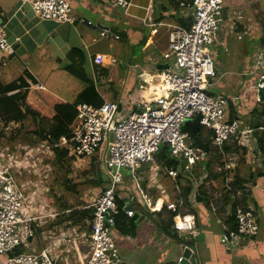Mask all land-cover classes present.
Listing matches in <instances>:
<instances>
[{
	"label": "built area",
	"instance_id": "obj_1",
	"mask_svg": "<svg viewBox=\"0 0 264 264\" xmlns=\"http://www.w3.org/2000/svg\"><path fill=\"white\" fill-rule=\"evenodd\" d=\"M22 1L28 3L34 14L42 19L69 24L86 22L85 18L71 13L67 0ZM103 1L124 11L130 5V0ZM184 7L189 10L191 23L189 27L174 26L168 33V50L163 54L167 66L159 72L160 87L155 98L138 102L133 108L123 107L115 101H104L99 106L77 102L69 136H61L52 145L65 148L67 156L74 160L103 159L105 174L108 175L104 188L90 203L92 213L86 221L88 229L80 237L86 245L81 264L123 263L112 238V230L115 216L120 211L127 217L134 215L135 203L132 198L123 199L121 191L125 185L121 170L135 175L147 164L150 185L158 187L156 168L169 158L175 160V167H164L165 175L174 182L179 194L182 191L177 181L191 182L188 203L184 204L182 198L172 199L170 190L162 184V201L154 207L145 199L142 202L143 209L149 211L150 208L160 207L171 213V228L184 240L193 239L197 234L196 217L190 208L197 206L199 186L207 179L204 161L208 155L191 134L182 129L187 118L199 114V125L211 130L209 143L221 159L216 170L223 175L224 191L233 189L237 158L234 152L229 155L225 148L229 143L243 144L253 129L245 127L240 119L228 118V104L230 100H237L238 96L232 98L208 91L210 81L217 82L219 79L213 61L215 52L211 46L215 44L227 51L225 42L217 40L223 0H188ZM18 41L19 38H15V42ZM0 52L5 56L15 53L1 20ZM251 58L244 74H259L255 87L264 88V44L254 49ZM139 88L144 87L140 84ZM257 101L260 99L257 98ZM35 147L26 146L27 156L22 161L29 160ZM47 148L52 153L49 144ZM162 148L165 149V157L158 163V153ZM17 166L15 160L11 162L8 158H0V254L5 257L4 264H66L67 256H64L67 254L63 255L66 253L64 250L56 251L55 247L52 249L49 245L39 251H30L26 247L34 235L33 226L42 214L35 216L36 211L29 206L12 172ZM98 167L100 169L99 164ZM262 189L264 191V186ZM235 193L236 196L239 194ZM233 214L235 229L221 238L228 248L239 247L244 239L250 238L259 228L253 205L237 203ZM181 245L191 250L188 260L194 250L184 242ZM182 260L183 256L177 258L178 262Z\"/></svg>",
	"mask_w": 264,
	"mask_h": 264
},
{
	"label": "crops",
	"instance_id": "obj_2",
	"mask_svg": "<svg viewBox=\"0 0 264 264\" xmlns=\"http://www.w3.org/2000/svg\"><path fill=\"white\" fill-rule=\"evenodd\" d=\"M67 1L70 4L71 13L76 17L85 18L86 22L69 24L42 19L34 14L28 3L22 0H0V20L5 26L8 40L13 43L15 48V53L12 56H5L0 52V82L15 85V88L9 91L7 96L18 100L27 88V84H31V88L36 89L38 87L67 103H74L69 98L73 89L68 90V86L75 85V82L70 83L67 81L68 75L71 74L66 72L64 68L70 64V53L74 49H79L86 58L85 69L86 67L90 68L89 74L91 76V71L93 72L94 78H92L95 90L102 102L107 101L106 98H111L110 101H115L123 107L133 108L138 102L153 100L160 87L159 72L162 68H159L158 65L166 64L163 54L168 50L169 30L179 25V21L190 19L189 10L184 7V3L188 0H130V5L126 11L119 7L110 6L103 0ZM255 2L256 0H223V8L226 9V13L224 18L221 16V19H228L229 11L232 10L231 8L234 5L240 4L242 7L247 8L251 7L250 4L253 7ZM118 25H120L119 28ZM104 26L116 29L120 32V35L115 36L112 32L105 30ZM234 26L235 30L238 27L240 28L238 30L243 29L241 25ZM15 38H19V41L15 42ZM112 38L139 45L142 54V61L136 66V69H138L141 65V70H137L134 76H130V84L126 83L124 90L114 88L109 73L106 71L109 61L108 56L110 55L107 53L113 47ZM217 40L224 41L227 49V42L224 37L217 35ZM117 49H121V44H118ZM223 52L228 53V49L227 51L223 49ZM251 56L242 59L236 56L229 57L227 59L228 70L221 72V76L224 78L217 82L210 81L208 88L210 89L212 86L219 87L221 91L219 94L232 98L238 96L237 100H230L228 104V118L240 119L245 127L253 129L248 140L243 141V144L229 143L225 151L229 155H232V152L236 155L234 173L238 175L237 177L249 179L252 182L249 187L237 188L236 192L239 194L236 200H242L245 195V204L253 205L256 210L259 228L250 238L244 239L239 247L228 248L221 238L228 233L232 226L231 213L228 209L229 206H226L223 211L218 210L217 206L223 198V194L219 191L223 185L214 188L216 186L215 181L210 180L213 181V183H210L205 179L202 188L209 194L211 200L209 209L199 202L194 208L197 233H202V237L198 241H194L193 238V243L190 244L194 250L195 264H264V191L262 189L264 186V164L259 146V137L264 139V117L257 118L255 116V112H260L264 106V99H262L260 93L264 88L257 89L255 87L259 74L255 73L254 76H252L253 74H244L251 63ZM133 59L134 54L127 61L128 65L132 63ZM113 60H115V57L111 56L110 62ZM240 64L245 66V68L242 67L244 68L243 71L238 69ZM243 75L249 77L243 80L242 78L245 77ZM239 77L242 78L239 79ZM133 81L136 85L133 84ZM140 84L144 88H139ZM66 85L68 86L66 87ZM110 86L113 90L115 89L114 95H109V91H107ZM257 98L260 101H257ZM0 121L20 122L21 120H6L0 112ZM256 121L263 124V126H252V123ZM208 133V129L200 126L198 137L208 145L206 161L210 160V163L215 159L221 161L218 153L209 143L210 136H208ZM73 161L76 166L83 165L84 161L88 166L90 161L96 163L97 160L95 158L86 160L85 158L73 159L71 162ZM96 169L100 172L97 163ZM215 174L217 173L215 172ZM132 176L134 178L130 177L131 179L128 182L124 180L125 189L121 191V194L124 196V201L129 198L134 200L135 213L131 218L135 216L134 221L137 226L134 234L119 233L120 239H116L119 241V247L117 248L123 263L125 257L122 251L127 250L134 241L138 242L141 247L146 248L144 251L147 255L140 264H169L168 262L180 264L181 261L178 262L177 258L182 256L183 252H180L179 249L174 255H170L166 245H169L172 241L178 248H182L181 243L160 231L153 221V214L147 215L144 213H154L164 209H160V207L149 209L147 207L150 212L143 209L142 202L145 199L154 207L160 203L162 201V190L150 185L149 169L144 168ZM159 180L161 184L166 185L167 189L170 190L171 198H176L175 196L179 193L175 190L174 182L167 176ZM184 184L185 182H181L179 186L182 187ZM207 184H210V189H206ZM246 189L249 190L246 191ZM45 202L47 203V201ZM90 203L91 201L86 206L90 207ZM60 213H56V217ZM47 215L54 216V214L49 213ZM76 216L73 215L75 219L73 220L74 228L72 230H54L53 218H48L49 222L46 227L37 228L36 225L33 226L36 231H34L33 237L28 240L27 247L34 251L49 246L52 249L55 247L56 251L68 250L63 253V255L67 254L64 256L65 258L67 256L66 264H81V255L85 252L86 245L80 240L83 232H80L76 227V225L81 226L80 222L76 223L78 219L80 220L79 215ZM165 216L166 214H162L160 218L165 219ZM210 219H212L215 227L210 225ZM87 220L88 218L83 219L82 222L87 225ZM38 230L44 231L40 234ZM67 236L68 238H65ZM178 237L180 238V236ZM127 238L130 239L128 243ZM70 250H72L71 253ZM4 261L5 257L0 254V264H4ZM125 264L133 263L128 260V263L125 262Z\"/></svg>",
	"mask_w": 264,
	"mask_h": 264
},
{
	"label": "rangeland",
	"instance_id": "obj_3",
	"mask_svg": "<svg viewBox=\"0 0 264 264\" xmlns=\"http://www.w3.org/2000/svg\"><path fill=\"white\" fill-rule=\"evenodd\" d=\"M250 6L251 7L246 8L242 7L240 4L234 5L231 8L232 10L229 11L228 19L219 22L218 36L225 38L228 53H224L223 48L215 44L211 46L212 50L215 52L213 54V61L215 68L218 71V81L224 78L221 76V72L228 70L227 59L229 57L236 56L242 59L246 56H251L254 49L259 46V38L264 34V0H256V2L253 3V7L251 4ZM237 24L238 26H243V29L238 30L240 29L238 27V29L235 30L234 25ZM119 27L120 25H118V28ZM111 43L113 47L110 48L107 53L110 55L108 56L109 61L106 71L109 73L114 88H121L124 90L126 87L125 84H130V76H134V73L137 72V70H141V65L136 69V66L142 61L141 50L139 45L131 44L125 40H114L112 38ZM118 44H121L120 50L117 49ZM132 54H134V59L132 63L128 65L127 61L131 59ZM111 56L115 57V60L112 61L113 63L110 62ZM243 66L244 64L238 65V69H242L243 71L245 68V66L242 68ZM86 72L88 74L90 73L89 67H86ZM91 74L92 76L90 74L89 76L94 78L92 71ZM254 75L255 74L252 76ZM243 76L245 77H239V79L242 78L244 80L249 77L247 75ZM67 81L70 83L75 82V85H66V87L68 86V90H70V88L73 89V91H71V96L69 97L70 100L73 102H76L77 100L83 101V98L80 97L79 94L83 91L85 83L73 75H68ZM133 84L136 85L135 81H133ZM219 89V87L212 86L210 89L208 88V91L217 94L221 92ZM107 91H109V95H114L115 89L113 90L110 86ZM106 99L107 101L112 100L111 98ZM38 129L37 121L30 115L20 122L0 121V132H2L0 135V158H8L11 162L14 160L18 162V166L13 169L12 172L18 181L19 186L22 188L26 200L29 202V206L36 211L35 216L37 214H42V217L36 220V227L40 228L41 226H48V218H53L54 230H72L74 228L73 220L75 217L72 215L69 216V211L64 213V210H81L82 207L89 204L100 189L104 188L105 183L108 180V175L105 174L106 170L104 161L103 159L97 160L100 165V172L104 184L101 186L91 185L90 183H87V179L91 178V174L89 173L93 161H90V165L88 166L85 164V161L83 165L76 166L74 161L70 162L67 159L63 165L56 163L54 160L55 156L50 152V148H47L48 142L42 138L43 135H41V132H39ZM202 133H204V131H202ZM26 146L36 147L33 149V154L30 156L29 160L26 159L22 161V159L27 156L26 153L28 150L26 149ZM219 163L220 161L215 159L214 161H211L209 168L206 169L208 174L206 176L207 182L210 180L215 181L216 186H214V188H219L221 185V177H213L215 172L218 174L216 166L219 165ZM144 168L147 169L148 165L145 164L143 166V169ZM156 169L157 176H155V178L160 184L158 188L163 189L159 179L166 177L165 170L162 167H157ZM121 173L123 174L124 180L127 182L131 179L130 177L134 178L132 175L129 176L130 173L127 171L121 170ZM213 181H210V183H213ZM209 186L210 184H207L206 189H210ZM45 201H47V203ZM47 213L54 214V216L50 217ZM56 213H60V215L56 217ZM77 222L81 223V226L76 225L80 232H84L88 229V226L82 221H76V223ZM209 223L211 226L215 227L212 219H210ZM33 231L36 230L33 229ZM43 231L44 230H38V233L41 234ZM119 233L121 234L119 230L113 228L112 238L117 247H119V241L116 239H120V236H118ZM65 238H68V236ZM128 241H130V239L127 238V243ZM166 247L169 250L170 255H174L179 249L180 252H183L185 249L183 247L178 248L172 241L169 245H166ZM144 250H146V248L141 247L138 242L133 241L132 245L129 246L127 250L122 251L125 257V262L128 263V260H130L133 264H140L143 261V258L147 255ZM30 251L34 250L30 249ZM71 251L72 250L69 252L71 253ZM125 262L123 264H125ZM168 263L175 264L171 262Z\"/></svg>",
	"mask_w": 264,
	"mask_h": 264
},
{
	"label": "trees",
	"instance_id": "obj_4",
	"mask_svg": "<svg viewBox=\"0 0 264 264\" xmlns=\"http://www.w3.org/2000/svg\"><path fill=\"white\" fill-rule=\"evenodd\" d=\"M256 11V9H255ZM190 18V17H189ZM179 25L183 27H189L191 20L190 19H185L184 21H179ZM173 28V27H172ZM171 28V29H172ZM170 29V30H171ZM169 30V32H170ZM259 44L262 45L264 44V34L259 38ZM76 54V55H75ZM70 64L65 66V71L68 72L69 74L75 76L78 78L80 81L85 83V87L83 91L79 94L80 97L83 98L82 100H78L74 103H67L49 92L45 90H41L40 88H31V84H27V88L24 90V92L20 95L18 100H16L14 97L7 96V93L11 91L13 88H15V85L10 83V84H2L0 82V112L3 115L4 119L6 120H15V121H20L23 120L25 117L30 115L33 119H35L38 123L39 127V132H41L42 138L48 142V144L52 147V153L55 156L54 160L56 163L59 164H64L66 159L68 161H72L73 158L67 156V150L65 148H57L53 147L52 145L54 142H56L61 136H69L71 129L70 125L72 121L74 120L76 111L74 109V105L77 102H87V103H92L95 106L101 105L103 102L100 99L99 94L95 90V85L93 79L89 76V74L86 72L85 69V62L86 58L85 55L82 51L79 49H74L70 53ZM25 86V85H24ZM37 86V85H36ZM261 97L264 99V89L261 90ZM264 105V103H263ZM49 113V114H47ZM255 116L257 118H260V116L264 117V106L262 107L260 112H255ZM232 119V118H231ZM252 126L258 127V126H263L260 122L256 121L252 123ZM182 129L184 131H188L190 134L189 128L183 126ZM211 135V130H209L208 136ZM264 135V133H263ZM192 138L195 141V135L191 134ZM260 143V151L262 155V162L264 164V139L259 137ZM196 142V141H195ZM165 149L162 148V150L158 153V163H160V159L165 157ZM161 167H175L176 166V161L169 158L167 159L164 163H160ZM205 167L209 168L210 165V160L204 161ZM91 178L87 179L88 182L91 185H103V179L100 174V172L96 169L95 162L93 161V165L90 168V173ZM220 177V174H214L213 177L217 178ZM238 175L235 174V180L234 183L232 184L233 189L232 191H224V184H223V177L221 178V186L219 191L222 192L223 198L219 203L215 202L218 206V210L223 211L226 206L230 210L231 213V222L232 226L229 229V231H233L235 229V221H234V207L237 203H245V195L243 196L242 200L237 201V196L235 191L237 190L238 187H249L252 183L249 179H242L237 177ZM179 179V177H178ZM178 185L179 180L177 181ZM203 184L199 186V194L197 195V203H203L205 208L209 209V203L211 200V197L209 194L203 190ZM181 188V193L179 195H176V198H182V201L184 204H187V196L188 193L192 189V184L191 182L187 181L185 182L184 185H182ZM119 205H122L121 201H118ZM69 211V212H68ZM143 211V210H142ZM190 211L196 214L195 210L193 208H190ZM70 215H79L80 220L78 219L77 221H82L83 219H90L91 218V207L88 205L84 206L81 210H64V213H67ZM144 212V211H143ZM145 214L149 215H154L153 221L155 225L160 229V231L164 232L166 235H169L172 238L177 239L180 243L184 242L188 245L193 243V239H188L184 240L182 237H178L177 233L172 230V214L169 212H166L164 210H161L159 212H154V213H148L144 212ZM162 214H166L165 219H161L160 216ZM158 216L156 219L155 217ZM136 222L131 218L127 217L122 211H120L116 216H115V224L114 227L115 229L119 230L121 233L125 234H134L135 229H136Z\"/></svg>",
	"mask_w": 264,
	"mask_h": 264
},
{
	"label": "water",
	"instance_id": "obj_5",
	"mask_svg": "<svg viewBox=\"0 0 264 264\" xmlns=\"http://www.w3.org/2000/svg\"><path fill=\"white\" fill-rule=\"evenodd\" d=\"M225 13H226V9L223 8L222 9V17L224 18L225 17ZM105 30H108L110 32H112L114 35H120V32L117 31L116 29L114 28H109V27H106L104 26L103 27ZM166 64H160L158 65L159 68H166ZM199 119H200V115L197 114L196 116L192 117V118H187L184 120V123H183V126L189 128L191 134L195 135V141L196 143L205 151V152H208V145L206 142H203L202 140L199 139L198 135L200 133V125H199ZM98 170V169H97ZM133 220H135V216L132 218ZM202 237V233H197L195 236H194V241H198V239ZM190 248L189 247H186L182 253V256H183V260L180 262V264H195V255H191L189 257V259L187 260V257L188 255L190 254Z\"/></svg>",
	"mask_w": 264,
	"mask_h": 264
}]
</instances>
